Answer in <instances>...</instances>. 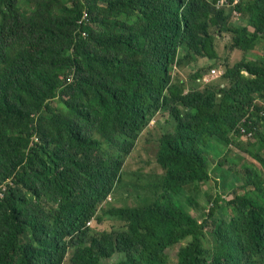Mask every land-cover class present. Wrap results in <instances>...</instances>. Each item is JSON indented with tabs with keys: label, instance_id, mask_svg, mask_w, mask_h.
<instances>
[{
	"label": "trees",
	"instance_id": "16d2710c",
	"mask_svg": "<svg viewBox=\"0 0 264 264\" xmlns=\"http://www.w3.org/2000/svg\"><path fill=\"white\" fill-rule=\"evenodd\" d=\"M221 1L0 0V264H264V55L225 65L219 88L171 74L216 64L212 28L264 49V0ZM160 111L163 172L98 217ZM235 145L259 168L241 161L202 208L191 186L227 187ZM103 218L115 227L90 228Z\"/></svg>",
	"mask_w": 264,
	"mask_h": 264
},
{
	"label": "rangeland",
	"instance_id": "374dc122",
	"mask_svg": "<svg viewBox=\"0 0 264 264\" xmlns=\"http://www.w3.org/2000/svg\"><path fill=\"white\" fill-rule=\"evenodd\" d=\"M240 16V15H239ZM237 17L235 16L233 21L238 23ZM212 32L216 34V46L221 57L214 64V61L208 60L206 58H202L197 63H193L188 67H179L175 64L171 70V74L173 75L174 80H182V85L185 88V91H189L192 89H201L203 90L206 85L213 86L219 88L223 85L221 83V76H219V71L223 73L225 69V65L233 66L236 61H239L241 58L253 59L255 57L264 55V49L262 48V43H260V47L257 46L250 50L247 53L243 51L237 50L232 52L230 50V35L221 34L217 31V28H212ZM261 58V57H258ZM197 70H202L201 77H197L195 82L192 80L191 75L194 74ZM215 70L216 73L213 74L211 71ZM218 99L220 97L218 96ZM173 119L168 111H160L150 122V124L143 130L140 137L137 140L136 147L133 152L125 159L123 164V179L122 182L117 186L114 190L113 194L102 204L98 210L97 216L101 217L104 215V212L108 210L110 206H121L123 204L129 205L133 202H139L140 199V186L139 183L143 181L151 182L156 179V175L161 174L163 169L156 161V154L158 150V142L159 137L163 135L166 131L173 130ZM233 150L230 153V156L238 157L237 160L233 164H228L225 166L230 167L231 177H228L226 180L227 187L223 188V179H219V184L216 187V183L211 180L207 183L202 184L200 187H195L193 184L191 187L197 189L195 195L199 200L202 208H208L210 206L209 202H207L208 196L212 195L216 196L217 190L218 192L228 191L232 186H236L232 175H235L237 171L240 170L239 163L243 161L247 165L259 168V165L256 161H254L249 155L243 153L237 145L230 146ZM240 158V159H239ZM217 159V158H214ZM215 163H213L212 168L214 169ZM226 172V171H225ZM222 172L216 171V175L221 174ZM227 175L226 173H224ZM226 178V177H225ZM233 179V180H232ZM225 181V180H224ZM243 182V180H240ZM142 193V190H141ZM226 199L230 196L224 195ZM142 198V197H141ZM192 213L197 218H201V212H197L195 209H192ZM102 218V217H101ZM102 223H97L96 220L91 221L90 228L97 232L109 231L115 227V222L112 220H106L103 218ZM209 235V234H208ZM179 247H175L171 249L168 254L172 261H175V255ZM71 253L67 255V259L65 264H69V258ZM119 256L114 257V259L106 262L107 264H115L119 260Z\"/></svg>",
	"mask_w": 264,
	"mask_h": 264
},
{
	"label": "built area",
	"instance_id": "2783aa9c",
	"mask_svg": "<svg viewBox=\"0 0 264 264\" xmlns=\"http://www.w3.org/2000/svg\"><path fill=\"white\" fill-rule=\"evenodd\" d=\"M224 1H225V0H224ZM224 1H221V4H224ZM87 15H88V13L85 12L84 17H86ZM212 73H216V71H215V70H212ZM240 130H241L242 133H245V129H244V128H242V129H240ZM247 135H250V134H247ZM88 225H90V224H88Z\"/></svg>",
	"mask_w": 264,
	"mask_h": 264
}]
</instances>
